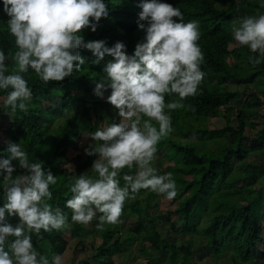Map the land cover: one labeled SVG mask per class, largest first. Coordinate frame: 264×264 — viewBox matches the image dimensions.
<instances>
[{"label":"trees","instance_id":"1","mask_svg":"<svg viewBox=\"0 0 264 264\" xmlns=\"http://www.w3.org/2000/svg\"><path fill=\"white\" fill-rule=\"evenodd\" d=\"M224 1L227 7L220 8L217 3ZM108 2L110 15L101 18L95 31L90 26L85 28V39H106L109 46L122 40L131 53L136 43L145 36V31L137 24L140 0ZM169 2L181 9L185 22L196 20L199 23L198 43L204 52L201 68L205 76L196 95L183 98L175 108L165 109L171 114L173 130L157 145V152H165L163 159L173 161L166 169L177 181V195L172 198L176 207L152 215L150 211L158 206L154 200L157 192L141 188L130 195L124 203L121 217L136 216L137 232L122 230L121 222H105L103 227H97L99 220L90 226L72 221V209L66 205V200L72 195L70 184L73 181L70 178L84 172L95 175L92 165L99 158V153L89 155L85 151L84 162L71 169L70 159L77 151L80 140L87 133L89 141L84 148L96 144L91 132L101 127V120L111 121L108 111L116 113V107L106 99L110 89L105 97L94 93L96 81L106 75L104 65L113 58L106 55L100 63H94L92 51L81 47L79 51L86 57L82 68L63 80L47 83L29 68L24 75L33 96L27 101L26 109H17L13 114L4 106L8 90L0 89V114L10 115L3 129L6 139L0 144V158L6 157L4 150L9 141L21 142L31 160H42L44 168L57 176L56 184L51 185L53 196L49 202L67 214L69 227L31 233L35 247L49 259L59 252L61 239L69 241L71 237L82 243L97 236L102 242L94 246V254L83 259L81 264H92L91 259H96L99 264H109V258L127 250L135 240L150 243L142 251L152 264H198L192 260V246L197 237L198 240H205L203 243L210 248L216 264H220L218 260L225 255L229 257L227 264H254L258 250L264 257V186L253 183H258L259 167L247 162L252 153L264 151V122L254 138L246 135L248 119L257 118L264 108V61L253 64L249 57L259 56L260 53H253L247 45H240L233 35L235 23L248 15H260L258 12L264 7L260 0ZM8 19L3 10V0H0V48L8 56L6 64L11 71L15 68L12 56L18 46L15 36L8 30ZM232 79L251 80L249 85L254 89L242 103H235L238 108L235 118L222 110L235 99V92L227 86ZM165 99L166 102L181 100L175 93L166 95ZM74 100H79L77 110L68 114ZM218 115H223L226 125L209 128L206 125L209 116ZM143 118L151 119L147 116ZM252 122L254 127L258 126L257 122ZM153 123L158 124L155 120ZM191 133L200 134L202 139L191 140ZM248 140H252L250 146L246 144ZM212 141L217 143L215 149L209 146ZM158 161L152 165L158 174L166 173L162 160ZM13 163L17 162L14 160ZM138 167L121 170V185L126 183L124 174L135 173ZM23 171L17 166L14 175ZM240 180H244L242 186H238ZM5 199V191L0 187V205ZM6 219L15 224L19 217ZM160 221L168 223L175 234L185 236L188 243L178 245L163 237L157 228ZM124 234L125 237L122 236ZM11 239L14 237L10 236ZM82 248H85V243Z\"/></svg>","mask_w":264,"mask_h":264},{"label":"clouds","instance_id":"2","mask_svg":"<svg viewBox=\"0 0 264 264\" xmlns=\"http://www.w3.org/2000/svg\"><path fill=\"white\" fill-rule=\"evenodd\" d=\"M264 7V0H260ZM138 27L145 31L134 50L117 40L109 46L106 39H85L83 30L95 31L101 18L110 15L108 0H3L8 15V30L18 46L13 53L15 68L8 70L7 54L0 48V89L8 90L4 106L13 114L27 108L33 96L24 73L29 68L44 81L63 80L86 62L81 47L90 49L94 63L106 55L113 59L104 65L102 78L94 93L119 110L121 119L91 132L97 143L85 148L93 161V174L84 172L71 177L72 221L88 224L97 213L103 227L119 223L126 199L141 188L166 195H177V181L171 172L158 174L152 165L157 145L172 130L171 114L165 111L178 106L183 98L194 96L205 72L201 68L204 52L196 20L184 21V13L169 0H140ZM240 45H247L259 56L249 57L253 64L264 61V14L248 15L233 27ZM10 89V90H9ZM178 94L180 101L166 102V95ZM147 116L151 119H144ZM155 120L157 123H153ZM102 141V143L100 142ZM0 158V187L6 194L0 205V264H62V255L51 259L35 247L32 232L69 227L67 214L49 201L57 176L33 161L21 142L9 141ZM17 163H13V161ZM138 165L135 174L121 170ZM17 166L25 171L15 174ZM6 217H19L13 224ZM14 239L9 240V237Z\"/></svg>","mask_w":264,"mask_h":264},{"label":"rangeland","instance_id":"3","mask_svg":"<svg viewBox=\"0 0 264 264\" xmlns=\"http://www.w3.org/2000/svg\"><path fill=\"white\" fill-rule=\"evenodd\" d=\"M217 2V0H216ZM217 5L220 8L227 7V2L224 1L223 3H217ZM258 13L264 14V9H261ZM238 23H235L234 26H237ZM234 46L233 44L231 45ZM251 80H229L227 83V86L230 90L235 92V99L231 101L229 106L222 107V110L226 113H229L232 118H235L236 113L238 111V108L236 107L235 103H242L241 101H244L245 97H247L253 87L249 85V82ZM254 90V89H253ZM56 104H58V99L55 101ZM79 103V100H74L71 104V107L67 111L68 114L76 112L77 104ZM116 113L113 114L112 112L108 111L107 114L110 116L111 121H105L101 120L100 125L101 126H107L108 124L112 122H118L121 117L119 116V110L116 108ZM260 115L255 118L251 119V117L247 121V128H246V135L254 138L257 131L262 128L263 122H264V108H262ZM10 118V115L8 113H1L0 114V144L4 142L6 139V136L3 132L4 126L7 123V120ZM257 122L258 126L254 127L252 124L253 122ZM206 125L209 128H223L226 125V120L223 117V115L218 116H209V118L206 121ZM189 138L191 140H201L202 136L200 134H194L191 133ZM89 141V136L87 133L84 134L82 139L79 142V146L77 151L72 155L71 161L69 163V166L71 169H74L77 164H82L86 158V152L84 145L87 144ZM247 146H250L252 144V140L246 141ZM209 146L212 149H215L217 146L216 142H210ZM165 152H156L155 158L152 161V163L155 165L160 160H162V168L167 173V166L170 164H173V161L169 159H163V155ZM247 162L254 163L259 167V170L257 172L258 175V183L253 182V179H251V183L253 182L256 186H259L260 184L264 186V151L263 152H254L252 153L249 158L247 159ZM136 173V172H135ZM132 173V174H135ZM244 184V180L238 181V186H242ZM259 184V185H258ZM155 202L157 203V207L155 209H152L150 212L151 214H156L157 212H166L170 208L176 207L175 202H173L172 199H168L166 195L157 193L156 197L154 198ZM101 213H97V215L88 223V226L90 224H93L96 222V220H99V216ZM175 220L181 224V221L178 220L177 217H175ZM121 227L122 230H130L132 232H137L139 229V226L137 224L138 218L134 215L130 216L129 218L125 219L124 217H120ZM157 228L161 232L162 236L171 240L172 242H176L178 245L181 244H187V238L181 234H175L168 223H165L163 221H160L157 223ZM125 237V234L122 235ZM70 237V236H69ZM199 237L194 239L192 250L194 252L192 260H195L198 262V264H216L217 260H215L214 256L211 253V250L209 247H207L203 242L204 239L198 240ZM102 242L101 237L97 236L96 238H87L86 241H83L82 243H79L76 240H72L71 237L69 238V241L60 240L59 244V254L62 255V264H81L82 260L87 258L89 255L91 256L94 254L95 249L94 246L97 244H100ZM85 243V248L83 249L82 246ZM150 246V243L144 241V240H135L131 245H129L128 249L124 250L122 253H119L115 255L113 258H109L108 262L109 264H152V261L150 258H148L142 250L146 248V246ZM150 248V247H149ZM151 249V248H150ZM153 250V249H151ZM92 264H99V262L96 259H91ZM229 262L228 255H225L221 257L218 260V263L220 264H227ZM254 264H264V257L261 256L260 251H257V258L255 259Z\"/></svg>","mask_w":264,"mask_h":264}]
</instances>
